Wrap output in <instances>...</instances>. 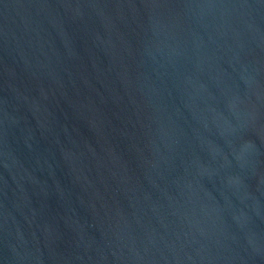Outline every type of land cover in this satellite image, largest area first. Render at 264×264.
Masks as SVG:
<instances>
[{
	"label": "water",
	"instance_id": "obj_1",
	"mask_svg": "<svg viewBox=\"0 0 264 264\" xmlns=\"http://www.w3.org/2000/svg\"><path fill=\"white\" fill-rule=\"evenodd\" d=\"M0 264H264V0H0Z\"/></svg>",
	"mask_w": 264,
	"mask_h": 264
}]
</instances>
